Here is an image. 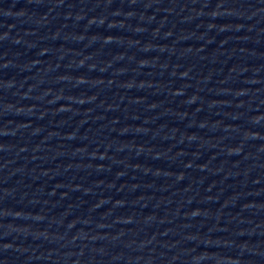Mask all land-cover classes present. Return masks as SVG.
I'll use <instances>...</instances> for the list:
<instances>
[{"label":"water","instance_id":"water-1","mask_svg":"<svg viewBox=\"0 0 264 264\" xmlns=\"http://www.w3.org/2000/svg\"><path fill=\"white\" fill-rule=\"evenodd\" d=\"M0 264H264V0H0Z\"/></svg>","mask_w":264,"mask_h":264}]
</instances>
